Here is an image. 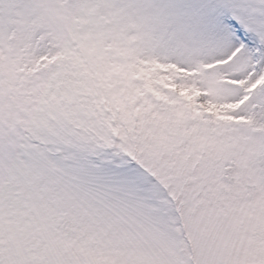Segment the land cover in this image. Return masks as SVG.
<instances>
[{
	"label": "snow or ice",
	"instance_id": "snow-or-ice-1",
	"mask_svg": "<svg viewBox=\"0 0 264 264\" xmlns=\"http://www.w3.org/2000/svg\"><path fill=\"white\" fill-rule=\"evenodd\" d=\"M0 264H264V0H0Z\"/></svg>",
	"mask_w": 264,
	"mask_h": 264
}]
</instances>
